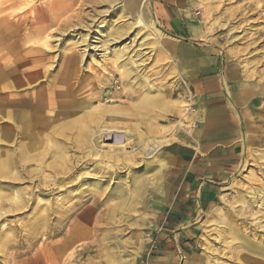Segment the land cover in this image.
Returning <instances> with one entry per match:
<instances>
[{
	"label": "rangeland",
	"instance_id": "obj_1",
	"mask_svg": "<svg viewBox=\"0 0 264 264\" xmlns=\"http://www.w3.org/2000/svg\"><path fill=\"white\" fill-rule=\"evenodd\" d=\"M55 1L0 0V98L4 80L14 77L16 66H39L38 72L57 74V79L61 74L56 70L68 61L71 51L80 59L79 52L85 50L87 41L93 45L90 35L96 24L106 25L120 37L101 47L97 52L104 54L94 55V61L86 56V48L74 93L90 102V107L111 109L114 113L108 114L112 119H107L106 125L129 129L133 136L144 138L123 145L121 132L107 135L103 140L106 145L99 144L102 159L86 156V149L71 152L72 158L78 157V166L84 160L88 163L73 169L70 179L50 183V193H41L24 209L10 208L0 183V264H149L158 248L160 214L156 209L161 206L156 201H164L166 208L178 204L179 219L186 218L183 223L190 238L178 264H197L199 258L205 260L202 264L231 263L219 252V229L228 223L232 207H237L242 217H249L254 207L247 200L264 188V10L252 6L257 0H74L68 12L72 17L65 25L37 26L42 9ZM128 3L135 9L132 15L142 14L141 24H134V17H129ZM262 4L264 0L254 5ZM93 17L96 20L92 22ZM125 43L129 47L122 56H113L118 45ZM125 67H131L130 75L124 73ZM212 79L220 81L224 94H229L231 80L239 79L245 86L254 87L250 93L242 92L243 99L258 95L263 102L262 111L251 110L256 113H251V122H256L258 130L251 138L241 133L234 141L241 149L240 156L214 183L213 206L202 211L198 206V178L183 176L163 181L166 195L155 194L152 188H157L168 166L173 171L183 168L184 175L190 171L185 153L179 149L196 152L199 148L196 134L214 109L210 104L214 96H207L212 91L208 82ZM39 81L36 88L46 86L44 78ZM98 96L104 99L93 101ZM221 97L224 104L233 105ZM143 98L151 101V112L146 116ZM127 112L139 116L129 117ZM136 125L142 129H133ZM87 133L92 135L94 131L89 129ZM175 145L180 148L173 150ZM96 163L102 166L101 174L94 171ZM93 185L100 190V195L94 194L98 206L90 198L74 215L95 209L89 215L94 218L99 214L98 224L83 221L81 227L60 222L61 209L75 201L79 189ZM17 188L13 192L17 190L18 197L28 195H23L25 188L37 190L29 183ZM68 194L73 197L60 204ZM45 204L49 209L53 207L46 220L31 224L30 218L44 215ZM112 207L113 220L105 222L104 216ZM74 232L79 237L62 247Z\"/></svg>",
	"mask_w": 264,
	"mask_h": 264
},
{
	"label": "bare ground",
	"instance_id": "obj_2",
	"mask_svg": "<svg viewBox=\"0 0 264 264\" xmlns=\"http://www.w3.org/2000/svg\"><path fill=\"white\" fill-rule=\"evenodd\" d=\"M73 1L56 0L53 4L47 5L39 14L41 23L37 26L56 24L59 28L65 25L72 17L68 12ZM256 3L252 4L255 9L264 10V4L255 6ZM129 5L130 3H128L131 10L129 17H134V24H141L142 14L135 12L132 15L135 9ZM66 13L68 15L63 17ZM99 13H97V16ZM94 20L96 19L93 17L92 22ZM112 30H109L106 25L98 26L97 23L90 35L93 45L87 41L85 50L82 49L79 52L80 59L77 53L71 51L68 61L66 60L64 65H59V69L56 70L59 75L61 74L57 79L54 78L57 74L46 75L48 71L45 70L43 73L38 72L39 66L23 65L21 67L16 66L13 78L4 80L3 88L5 90L0 98V123L2 124L0 126V146H3L0 149V183L6 190L3 196L10 208L20 210L29 207L38 195L50 193V183L56 184L70 179L73 175V169L78 170L83 164L88 163V160H84L81 166H78V157L72 158L71 152L86 149V156L102 159L99 144H103L105 136L121 132L123 134V145L130 142L135 143L139 137H143L140 135L133 136L129 129L121 130L113 125H106V120L112 119V116H108V114L111 115L114 112L108 108V110H105L99 105L90 107V102H87L83 97L79 98L74 93V83L78 80V69L83 68L82 58L86 48L89 49L86 56L91 61H94V58H92L94 55L103 56L104 53L100 54L97 51L104 45L113 44L120 37L115 35ZM134 38H131L130 41H133ZM83 40L85 41V39ZM128 47L127 43L118 45L117 53L113 56L119 59ZM130 68H124L126 75L132 73ZM23 72H27L26 76ZM42 78L46 80V86L36 88L41 83L39 80ZM102 99L104 98L98 96L94 97L93 101L100 102ZM142 100V110L146 116L151 112V101L149 98H143ZM128 113L130 112H127L129 117L139 116L137 113L134 115ZM142 119L146 121V117H142ZM132 127L133 129H142L139 125ZM146 127L145 130L148 129L147 123ZM89 129L92 132L94 131L92 135L87 133ZM93 147L97 149L95 152H93ZM67 152H70V154H66ZM89 161L91 160L89 159ZM93 168L94 171L98 170L99 174L102 173V166L99 167L98 163ZM23 183H29L37 190L32 192L25 188L26 192H23V195H28L18 197L17 190L15 194L13 190L14 188L18 189L17 187ZM18 192H20V189ZM94 194L100 195V190L95 188L94 185L87 190L79 189L78 194L74 195L76 199L72 204L65 208L64 205L61 206L63 208L61 209L62 214L60 213L58 217L59 221L72 222L75 226L83 221L98 224L96 222L99 220V214L95 215L94 218L90 216L91 211L95 212V209L84 211L86 212L84 215H74L78 209H82L81 206L90 198L96 202V205L98 204L99 201H97ZM72 197L73 195L68 194L60 199V204H64L66 199ZM247 204L251 208L254 207L250 208L252 214L249 217H242L240 210L237 207H232L227 214L228 223H224V227L219 229L221 233L219 235L220 239L217 241L220 247L219 252L229 259L231 262L229 264H264V188L257 189L253 196L247 200ZM97 206H93V208ZM52 208L49 209L48 205L45 204L43 208L45 210L44 215L40 214L35 218H30V223L44 222ZM113 208H111L109 215L104 216L106 218L105 222L113 220L115 211ZM79 226L81 225L79 224ZM76 236L75 232L71 234L62 247L65 248V244L71 243ZM55 258L57 257L55 256Z\"/></svg>",
	"mask_w": 264,
	"mask_h": 264
},
{
	"label": "crops",
	"instance_id": "obj_3",
	"mask_svg": "<svg viewBox=\"0 0 264 264\" xmlns=\"http://www.w3.org/2000/svg\"><path fill=\"white\" fill-rule=\"evenodd\" d=\"M172 1V0H171ZM193 0H186V3H190ZM194 26V25H193ZM177 50V49H176ZM180 56L179 51L177 50ZM230 78L231 75L229 74ZM215 80V79H212ZM208 81L212 91L209 95H213V104L210 102L212 112L206 115V119L202 122L199 132L196 134V138L199 139V148L196 152L189 150L188 148H180L179 145H175L173 150L179 149V152L183 150L185 153L186 164H189L190 171L184 175L183 168H178L173 171L170 166L165 170V177L160 179L157 188H152L155 194L166 195L168 194L165 183L163 181L167 179L175 180L184 177H195L200 181V187L197 193L200 192L199 196V208L204 211L213 206L216 199V192L214 190V183L216 180L223 178L227 169L232 167L238 157L240 156L241 149L238 143L234 141L239 139V135L247 134L248 138H251L255 131L258 130L256 122H251V115L255 114L256 111L259 113L262 111V96L251 97V99H243L242 92L246 94L251 89V85L245 86L243 81L239 79H232V84H229V94H224L221 89L220 81ZM229 99L230 103L233 104L229 107L227 104L222 102V97ZM205 96V97H207ZM230 96V97H229ZM231 98V100H230ZM255 98V99H252ZM237 113V116H235ZM252 113V114H251ZM241 117V119H240ZM171 149V148H169ZM175 151H172V155ZM178 153V152H176ZM171 170H170V169ZM170 170V171H168ZM169 172V173H168ZM204 184V186H202ZM162 186V188H161ZM202 190V192H201ZM157 191V192H156ZM157 206H161L156 209L159 212V231L156 234V241L158 248L150 258L149 264H178L181 252L185 249V245L189 242V233L183 223L186 218L178 217L176 212L179 209L178 204L176 206H166L160 201H156ZM154 205V202L153 204ZM153 209V206H150ZM189 210V209H188ZM216 208L214 209V211ZM197 260V259H196ZM201 262L197 264L205 263V260L199 258ZM204 260V261H203Z\"/></svg>",
	"mask_w": 264,
	"mask_h": 264
}]
</instances>
